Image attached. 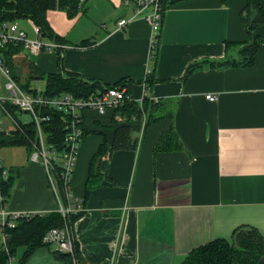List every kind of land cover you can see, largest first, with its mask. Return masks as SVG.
<instances>
[{
    "label": "crops",
    "instance_id": "crops-1",
    "mask_svg": "<svg viewBox=\"0 0 264 264\" xmlns=\"http://www.w3.org/2000/svg\"><path fill=\"white\" fill-rule=\"evenodd\" d=\"M119 3L79 0L73 17L47 11L46 24L60 47L33 54L29 62L21 51L13 61L18 75L22 68L28 77L32 64L44 75L77 74L101 84L125 79L132 101L157 100L147 124L133 121L122 146L107 153L101 181L84 202L86 214L74 223L83 264H181L208 241H229L236 227L257 230L264 244V24L253 29L259 37L254 63L221 69L217 62L236 56V44L249 40L241 19L245 0H165L154 41L140 20L116 29V20L131 12ZM15 22L32 38L29 20ZM202 60V68L183 78ZM150 72L156 82L145 90ZM112 116L91 110L82 118L86 133L70 177L73 199L84 197L98 147L112 144L114 131L126 123L116 116L113 123ZM2 148L0 163L13 182L6 210L56 211L44 167L29 162L23 145ZM18 250L9 264H19ZM21 264L63 262L41 246Z\"/></svg>",
    "mask_w": 264,
    "mask_h": 264
},
{
    "label": "trees",
    "instance_id": "trees-1",
    "mask_svg": "<svg viewBox=\"0 0 264 264\" xmlns=\"http://www.w3.org/2000/svg\"><path fill=\"white\" fill-rule=\"evenodd\" d=\"M246 7L242 10L241 19L246 24L245 30L248 33L249 40L244 41L242 44H236L238 46V53L233 58L224 59L210 64V68L215 67L221 69L234 68V67H249L253 61V56L257 51L259 37L253 33V29L257 25L264 24V0H245ZM79 5V0H0V23L3 21H21L29 20L33 26H36L40 30V37L47 38L53 42L59 43L56 37L52 36L49 32L46 24V12L49 10H60L66 12L69 17H73L76 13ZM164 8V3H163ZM165 9V8H164ZM62 41V40H61ZM155 45L152 46V55L155 56ZM22 47L20 44L11 45L5 47L4 50L0 51V56L5 62L7 68L11 72V78L25 91L27 82L33 79H40L44 83V90L41 92L44 96H55L60 93L69 94L74 97H88L90 94L101 93L104 89L114 87H124L125 97L128 99L124 100L118 106L112 109H106L110 111L112 116L111 122H115L114 117H118L124 120L126 123L120 126V128L114 131V141L112 144L107 145V142L100 145L92 160L89 161V172L87 173L86 183L84 187V197L81 201L76 199L67 198L65 195V184L62 181L61 174H63V168L61 167V161L63 160L62 154L66 151V145L64 140L65 124H63V112H50L49 119L42 123L43 138L46 144L51 145V148L56 151V160H51V170L49 178L53 182L54 188H52L53 195H55L57 207L71 208L72 211L62 217L61 213L52 210L49 212H38V214L21 217L13 220L14 227L4 228L3 234L5 235V242L0 248V264H9L10 259L14 256L15 251L18 248L22 249V256L18 263L24 262L37 247H47L54 255L55 259L63 262V264H83L82 255L78 251L77 242L72 237V230L75 221L86 214V210L83 207L84 202L87 200L89 192L92 188L96 187L101 181L102 173L106 170L105 159L107 153L111 150L119 149L123 140L128 136L129 131L133 130L132 123L137 122L138 125L144 122L147 124V112H151L152 109L157 108L156 101L150 100L145 97L139 104L132 101L130 94L128 93L129 81L125 79L118 80L114 84H101L96 81H85L77 74H57V75H44L32 64H28L30 75L21 81L19 80L17 70L13 65L14 56L21 52ZM25 52V51H24ZM205 62L194 63L188 66L184 77L193 71L202 68ZM147 73L145 76V90L156 82L153 74ZM30 84V83H29ZM85 111L81 112L80 124H81V137L86 133L85 128L82 124V118ZM95 112V111H94ZM97 113V112H96ZM119 121V122H120ZM27 127V128H26ZM35 128L32 123L27 124L21 128V131H14L7 135V137H1V144L3 145H18L25 148L27 154L31 150L34 144V133ZM4 138V139H3ZM1 146V145H0ZM168 148V147H167ZM12 177L7 176L5 181L1 182L0 193L6 198L10 187L12 186ZM50 183V182H49ZM50 187L51 183H50ZM69 191V188H68ZM67 191V193H68ZM70 194V191H69ZM80 209L77 210L76 207ZM69 228V235L72 237L71 253H60L54 249L55 243H44L43 236L50 230ZM241 227H236L232 234L236 233V230ZM251 228V227H250ZM250 232H241L235 239V245L232 244L231 239L229 241L223 239H214L211 242L201 245L198 248H194L189 254L183 259L181 264H257L259 257L264 254V244H262V237L257 230L252 229Z\"/></svg>",
    "mask_w": 264,
    "mask_h": 264
},
{
    "label": "built area",
    "instance_id": "built-area-1",
    "mask_svg": "<svg viewBox=\"0 0 264 264\" xmlns=\"http://www.w3.org/2000/svg\"><path fill=\"white\" fill-rule=\"evenodd\" d=\"M165 0H120L119 6L123 8H130V16L126 18H119L116 20V29L121 30L126 28L130 21L140 20L146 23L150 28L151 37L153 41L156 38V33L161 26V17L165 9L163 8ZM32 27L33 36L28 37L26 31L19 27L15 21H3L0 23V51L5 47L11 45H18L22 50L29 55H37L41 51H56L60 46L58 43L51 40L39 39L40 30L38 27ZM0 78L4 80L3 85L0 84V134L12 133L14 131H21L23 126L29 123L35 128L34 144L29 151V162H38L44 167L47 173V179L50 180L51 160H56V151L51 148V145L46 144L43 138L42 123L49 119L50 112H63V124H65L64 140L66 151L62 154L63 160L61 167L63 174H61L62 181L65 184V195L71 198L68 188L70 186V177L73 174L74 162L77 157L78 145L82 141L80 117L82 111H95L103 114L106 109H112L124 100L128 99L124 94V87H114L104 89L101 93L90 94L88 97H74L69 94H58L52 97L42 95V93L25 92L11 78V72L7 68L5 62L0 56ZM216 97L206 95V100L214 101ZM144 125V122L141 126ZM27 128V127H26ZM1 145V141H0ZM1 162V161H0ZM9 176V170L0 163V190L1 182L5 181ZM68 191V193H67ZM6 198L0 193V238L4 244L5 235L4 228L14 227L13 220L21 217H29L38 213H12L5 208ZM62 217L67 215L71 208L57 207ZM77 210L80 208L77 206ZM69 228L64 230L54 229L48 231L43 236L44 243H55L54 249L60 253H71L72 237L69 235Z\"/></svg>",
    "mask_w": 264,
    "mask_h": 264
},
{
    "label": "rangeland",
    "instance_id": "rangeland-1",
    "mask_svg": "<svg viewBox=\"0 0 264 264\" xmlns=\"http://www.w3.org/2000/svg\"><path fill=\"white\" fill-rule=\"evenodd\" d=\"M20 25H22L21 23H20ZM22 26H24V25H22ZM30 29H31V27L30 26H28ZM82 28V27H81ZM33 55V54H32ZM31 55H26L25 57L26 58H28V62H29V57H30ZM17 67H20V65H17ZM150 67V66H149ZM21 68V67H20ZM20 68H19V70H20ZM19 73H20V75H21V79H22V77H26V75H25V73H23V71H22V68H21V72L19 71ZM22 73V74H21ZM21 79H19L20 81H21V83L23 82V80H21ZM3 82H4V80L3 79H1L0 78V84L1 85H3ZM30 83V84H29ZM27 82V87L25 88V92H30V93H37V94H40L43 90H44V83H43V81L42 80H40V79H33L32 81H30V82ZM60 94H62V93H60ZM134 135H132V136H138V133L137 134H135V133H133ZM139 137V136H138ZM3 149H5V148H2V150H0V152H2L3 151ZM17 255L15 256V258H16V260L19 258V256H21V253H20V250H18L17 252Z\"/></svg>",
    "mask_w": 264,
    "mask_h": 264
},
{
    "label": "water",
    "instance_id": "water-1",
    "mask_svg": "<svg viewBox=\"0 0 264 264\" xmlns=\"http://www.w3.org/2000/svg\"><path fill=\"white\" fill-rule=\"evenodd\" d=\"M250 231H252V230H251V228H248V227H241L238 229V231L236 230V233L233 235V237L231 239L232 244L235 245V247H237V245L235 244V239H236L237 235L241 232H250ZM2 246H3V242H2V239L0 238V248ZM257 264H264V254H262L259 257Z\"/></svg>",
    "mask_w": 264,
    "mask_h": 264
}]
</instances>
